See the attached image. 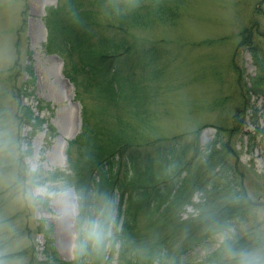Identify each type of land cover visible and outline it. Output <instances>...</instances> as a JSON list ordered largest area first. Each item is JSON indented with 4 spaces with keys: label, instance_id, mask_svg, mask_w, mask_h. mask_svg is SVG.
<instances>
[{
    "label": "rangeland",
    "instance_id": "1",
    "mask_svg": "<svg viewBox=\"0 0 264 264\" xmlns=\"http://www.w3.org/2000/svg\"><path fill=\"white\" fill-rule=\"evenodd\" d=\"M59 1L70 0H0V198L3 203L0 216L5 221L0 225V239L8 242L0 252L5 249L16 252L34 244L39 251L37 264H47L41 252L45 242L41 227L48 230L61 259L71 261L77 249L79 209L67 148L82 131L83 104L90 108L89 119L94 124L100 116L118 126L125 124L98 110L99 104L90 90V83L98 75L87 76L81 69L86 53L76 49L70 59V71L82 82L80 101L76 86L64 73L63 58L45 50L48 29L44 17L51 8H57ZM164 5L169 7L168 15L156 18L152 24L127 29L121 32L123 35L105 28L106 13L98 8L84 10L80 27L96 37L124 36V43L131 44L118 62L124 84L119 102L122 110H112L127 115L132 122L131 115L137 116L134 112L145 113L148 121L146 118L139 125L137 120L132 123L135 130L145 133L144 139L162 140L183 134L185 141L192 142V132L198 131L202 149L214 139L218 147L231 144L230 169L228 172L220 169L215 182L235 189L238 182L243 184L252 198L253 208L228 229L190 250L184 256L185 263L241 264L248 254L264 264V135L252 123L258 119L259 130L264 128L261 89L249 91L256 116L249 109L242 130L235 134L227 130L233 126L231 118L241 106L243 94L237 69L243 71L247 80L256 74L251 46L264 59V0H168ZM172 10L173 17L169 15ZM245 36L249 45L243 42ZM16 62L21 66L17 73L12 68ZM28 64L32 67L33 81L26 84L29 74L22 66ZM25 86L30 95L22 98L17 89ZM134 89L139 95L134 100L141 105L132 106V102L127 107L124 93L126 98ZM16 96L31 106L33 117L38 115L43 119L42 129L31 138L28 134L31 127L17 118ZM139 139L135 138L136 142ZM21 153L25 156L24 164L20 161ZM23 171L27 174L25 181L20 178ZM50 171L57 172L60 180L56 179V173L55 180L45 181ZM119 171L123 175L125 169ZM203 171L202 168L198 173ZM42 189L51 195H40ZM213 193L219 197L215 190ZM201 195L202 191L196 189L193 201H199ZM194 210L193 205H187L182 218ZM156 225L150 228L154 233ZM165 230L166 226L160 225L157 236ZM236 240L238 244L234 243ZM184 242L185 238H178L173 246L179 250ZM28 263L27 255L0 262Z\"/></svg>",
    "mask_w": 264,
    "mask_h": 264
},
{
    "label": "trees",
    "instance_id": "2",
    "mask_svg": "<svg viewBox=\"0 0 264 264\" xmlns=\"http://www.w3.org/2000/svg\"><path fill=\"white\" fill-rule=\"evenodd\" d=\"M166 2L168 4V0L59 1L57 8H51L44 17L48 29L44 48L47 52L58 53L63 58L64 73L76 86L77 99L81 101L82 98L79 93L82 82L75 78L69 68L70 59L76 49L86 53L81 65L85 75H98L90 83V90L99 104L100 113L112 115L117 121L125 122L118 126V123L100 116L94 124L89 119L90 108L86 103L83 104L82 131L69 142L67 148L70 169L75 179L72 186L77 194L79 209L77 249L71 261L61 259L53 248L48 230L40 226L45 236L41 252L45 256L43 262L47 264H186L184 256L190 250L214 234L228 229L235 220L243 218L253 208L252 198L243 184L238 182V189H235L224 183L219 186L215 182L218 180L216 177L220 169L227 172L230 169L228 152L232 151L231 144L225 143L218 147L217 139H214L207 148L202 149L198 131L192 132V142L185 141L183 134L162 140L158 137L151 140L148 136L144 139L145 133L135 130L132 123L137 120L139 125L138 123L146 118L148 121L149 117L145 113L134 112L137 116L131 115L132 122L129 117L126 118L127 115L112 110L120 108L119 102L124 91V84L119 75V58L131 46L129 42L124 43V36L119 35H123L121 32L127 29L152 24L156 18L162 19L168 15L169 7L164 5ZM94 8L106 13L108 22L105 28L117 30V33H120L118 37H96L81 29V14L84 10L88 12ZM170 14L173 17L174 10L169 12ZM25 21L24 18V25ZM246 40L245 36L243 42L247 43ZM250 51L254 56L257 71L247 80L243 71L237 69V81L243 94L241 106L231 118L233 126L227 127L231 134L242 130L249 109L254 111L253 115L256 116L257 109L253 110L249 91L261 89L264 93V59L254 46L250 47ZM17 62L12 67L17 70L16 73L21 70ZM22 68L29 74L25 83H32L31 64ZM17 91L21 97L30 95L26 86ZM130 93L126 98L124 93L126 106L129 107L132 102V106L141 105L138 100H134L139 96L135 89ZM16 97L19 99L17 118L20 123L31 127L28 132L31 138L42 129L43 119L38 115L33 117L31 106L22 103L20 96ZM252 123L256 127L255 130L262 131L264 135V128L259 130L258 119H253ZM114 124L116 127H110L115 126ZM219 128L223 129L221 126ZM135 138L140 139L136 142ZM24 157L21 153L22 163ZM121 168L125 169L123 175L119 171ZM202 168L204 171L199 174L198 171ZM216 168H219L217 172ZM23 172L20 178L25 181L27 174L26 171ZM56 173L48 172L45 181L55 180L53 176ZM56 176V179L60 180L58 173ZM262 176L264 177V173ZM45 181L41 183L44 184ZM214 182L215 187L212 185ZM196 189L202 191L197 202L193 201ZM213 190L219 197L215 196ZM190 204L195 210L183 219L181 213ZM2 206L0 198V211ZM4 222L0 216V225ZM93 223L98 225L102 241L96 245L89 242L85 246L86 230ZM163 224L166 230L158 237V228ZM153 225L157 226L156 233L150 229ZM142 226L144 231L141 230ZM147 229H150V232ZM262 230L264 231V228ZM178 238L186 239L179 250L173 246ZM234 243L239 242L236 240ZM7 244L6 240L0 239V250ZM5 250L0 252V262L25 255L29 257L28 264L40 262L37 255L39 251L34 244L16 252Z\"/></svg>",
    "mask_w": 264,
    "mask_h": 264
},
{
    "label": "clouds",
    "instance_id": "3",
    "mask_svg": "<svg viewBox=\"0 0 264 264\" xmlns=\"http://www.w3.org/2000/svg\"><path fill=\"white\" fill-rule=\"evenodd\" d=\"M40 195L48 196L51 193L47 192L46 190H40ZM102 235L101 232L98 230V225L91 224L89 228L86 230L84 244L87 246L89 242H92L94 245L101 243ZM241 264H259V261L255 258L250 257L248 254H245L244 258L241 261Z\"/></svg>",
    "mask_w": 264,
    "mask_h": 264
}]
</instances>
